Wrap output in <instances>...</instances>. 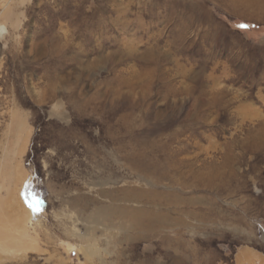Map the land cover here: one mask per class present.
I'll list each match as a JSON object with an SVG mask.
<instances>
[{
	"label": "rangeland",
	"instance_id": "obj_1",
	"mask_svg": "<svg viewBox=\"0 0 264 264\" xmlns=\"http://www.w3.org/2000/svg\"><path fill=\"white\" fill-rule=\"evenodd\" d=\"M0 264H264V0H0Z\"/></svg>",
	"mask_w": 264,
	"mask_h": 264
},
{
	"label": "bare ground",
	"instance_id": "obj_2",
	"mask_svg": "<svg viewBox=\"0 0 264 264\" xmlns=\"http://www.w3.org/2000/svg\"><path fill=\"white\" fill-rule=\"evenodd\" d=\"M32 213L30 212L29 210V207H28V215H27V219L26 221L22 224V229L21 231L19 232V235L22 236V237H28V234H29V230H28V224H32Z\"/></svg>",
	"mask_w": 264,
	"mask_h": 264
}]
</instances>
